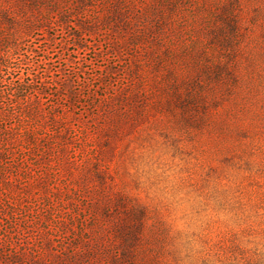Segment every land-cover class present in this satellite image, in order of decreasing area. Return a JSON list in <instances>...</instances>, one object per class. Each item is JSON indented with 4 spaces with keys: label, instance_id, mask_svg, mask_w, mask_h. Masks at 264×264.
Returning a JSON list of instances; mask_svg holds the SVG:
<instances>
[{
    "label": "rangeland",
    "instance_id": "obj_1",
    "mask_svg": "<svg viewBox=\"0 0 264 264\" xmlns=\"http://www.w3.org/2000/svg\"><path fill=\"white\" fill-rule=\"evenodd\" d=\"M55 1L12 77L92 146L0 176V264H264V0Z\"/></svg>",
    "mask_w": 264,
    "mask_h": 264
},
{
    "label": "trees",
    "instance_id": "obj_2",
    "mask_svg": "<svg viewBox=\"0 0 264 264\" xmlns=\"http://www.w3.org/2000/svg\"><path fill=\"white\" fill-rule=\"evenodd\" d=\"M49 1L0 0V176H6V173L13 171H21L26 177L30 176L28 173L33 170L44 173L51 169L49 163L54 158H64L69 154V147L75 142L79 144V153L82 155L85 154L86 147L92 146L93 136L89 132L73 134L68 121L60 118L61 112L56 106L49 110V114H45L38 97L49 95L50 92L54 93H51L53 96H63L67 93L71 102H78L77 100L87 93L86 106L97 110L99 106L89 87L85 85L80 90L76 89L71 79L64 81L60 86L49 78L47 67L35 72L32 79L12 77L25 62L24 59L15 57L20 53V46L25 37L37 23L46 21V18L39 15L40 11L35 14L37 10L34 8L26 10L29 9L27 5L35 3L36 9H39L37 6L40 7ZM97 1L56 0L53 7L60 9L61 17L67 19L75 11H80L85 5H93L92 3ZM98 24V21H94L91 27L96 28ZM5 75L11 78L9 83L5 82ZM54 84L58 87H54ZM101 155H97L98 162L103 161ZM68 161L70 162V158Z\"/></svg>",
    "mask_w": 264,
    "mask_h": 264
}]
</instances>
